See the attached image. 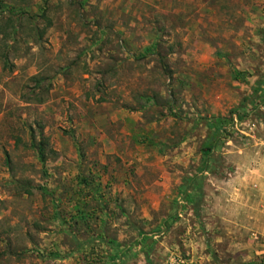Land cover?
<instances>
[{
  "label": "rangeland",
  "instance_id": "374dc122",
  "mask_svg": "<svg viewBox=\"0 0 264 264\" xmlns=\"http://www.w3.org/2000/svg\"><path fill=\"white\" fill-rule=\"evenodd\" d=\"M0 264H264V0H0Z\"/></svg>",
  "mask_w": 264,
  "mask_h": 264
},
{
  "label": "trees",
  "instance_id": "16d2710c",
  "mask_svg": "<svg viewBox=\"0 0 264 264\" xmlns=\"http://www.w3.org/2000/svg\"><path fill=\"white\" fill-rule=\"evenodd\" d=\"M154 47L155 46H153L152 48H154ZM152 48H147L145 50L144 54H142V57H145L148 54H153L154 52L152 51ZM213 147H214V145L207 146L205 153L206 154H210L212 152V150H213ZM38 153L40 155V158H41L42 162H45L44 150H43L42 147L39 148Z\"/></svg>",
  "mask_w": 264,
  "mask_h": 264
}]
</instances>
